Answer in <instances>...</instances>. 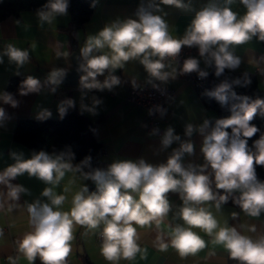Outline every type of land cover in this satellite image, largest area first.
Instances as JSON below:
<instances>
[{
    "label": "clouds",
    "instance_id": "9594fccd",
    "mask_svg": "<svg viewBox=\"0 0 264 264\" xmlns=\"http://www.w3.org/2000/svg\"><path fill=\"white\" fill-rule=\"evenodd\" d=\"M240 2L246 12L239 17L227 6L206 7L199 11L182 39H174L169 35L168 25L162 16L141 6L137 12L138 20L128 19L124 23L106 26L97 36L89 37L82 49L86 60L83 69L87 75L81 77V83L86 88L111 89L120 83L118 77L110 76L103 84L97 82L95 77L103 75L106 69L122 68L130 59L141 57V63L148 73L164 81L169 73L162 71L165 65L161 61L166 56H176L182 46H198L200 56H210L216 66V76H220L226 68L236 69L241 60L228 50L229 45H241L253 37L264 41V0ZM231 3L232 0H227V4ZM160 4L184 7L182 0H160ZM160 4H149L148 7H155L159 11ZM67 8L68 0H49L38 15L42 21L51 23L56 15L66 14ZM105 46L111 50V55H90L94 49ZM5 54L18 66H23L29 58L27 51L11 44ZM154 56L160 59H150ZM198 66V60L190 58L185 61L183 70L196 71ZM63 75L62 71H53L49 77L50 83L59 84V78ZM205 75V72H200V76ZM89 78H92L91 83L88 82ZM233 83L246 87L251 80L245 74L243 82L236 79ZM39 88V80L29 76L22 82L20 94L37 92ZM230 89V84L223 83L208 93L221 106L227 105L230 98L239 103H233L231 115L218 119L209 133L204 134L209 127L208 120L197 129L204 135L201 151L206 161L198 166L199 170L192 165L185 168L181 163L185 153L193 152V144L190 142L182 143L165 164L153 166L143 159L138 162L126 160L112 163L106 171L96 169L83 172V168L89 166L91 157H86L74 167V154L71 152L53 156L40 151L28 160L17 158L15 165L0 172V185L7 189L6 196L0 192V210L5 208L8 201H18L21 193L27 192L22 185L11 183L25 172L54 186L59 184L66 172H80L85 180L93 181L98 189L86 195L88 187L82 186L72 197L70 211H62L60 208L66 196L57 194L53 187H46L42 196L50 203L37 200L28 205L32 231L19 241L18 252L28 264H34L37 257L42 264H66V258L72 251L74 226L86 227L91 231L103 224L100 252L104 259L109 262L132 260L141 250L137 243V226L144 228L154 224L159 229L170 210L166 194L177 192L183 201L179 215L188 227L177 225L168 235L171 247L181 257L194 255L207 246L206 241L192 230L198 228L212 238L213 245L222 246L230 258L238 260L240 264H264V236L253 239L241 234L235 227L221 226L206 207L199 206L214 201L219 210L221 204L238 191L240 195L235 203L244 213L250 217H259L264 212V182L258 180L256 173V166H264V135L254 142L255 152L248 147V139L259 131L251 121L258 109L264 110V99L257 98L250 103L249 97H238ZM0 100L12 107L17 106V101L10 93L0 95ZM67 104L71 106L72 101H67ZM59 111L63 115L66 109L61 106ZM50 115V112L45 111L40 118ZM4 116V109L0 108V120ZM229 128L231 135L227 131ZM193 131L192 125H188L185 134L191 136ZM179 140L180 137L173 134V129L168 128L162 138V145L167 148ZM208 167L214 173L216 189L223 190V194L214 192L210 187L209 176L205 174ZM11 209L12 204H9L8 210ZM251 230L255 231L254 228ZM0 236H3L2 230ZM157 244L161 251L169 247L162 235L157 236ZM17 260L18 257L12 259L11 264H17Z\"/></svg>",
    "mask_w": 264,
    "mask_h": 264
},
{
    "label": "crops",
    "instance_id": "0c3cea01",
    "mask_svg": "<svg viewBox=\"0 0 264 264\" xmlns=\"http://www.w3.org/2000/svg\"><path fill=\"white\" fill-rule=\"evenodd\" d=\"M94 1L96 7L89 21L83 28L76 31L71 28L70 16L67 12L63 15H56L51 23L42 21L38 13L30 12L22 13L17 17H8L0 22V59L3 60L0 63V95L10 93L17 101V106L12 107L0 100V108L7 113V117L0 120V172L15 165L17 158L28 160L38 153L13 140L12 135L16 122L21 118L40 116L45 111L51 113L48 117L55 118L67 98L93 123L94 138L102 145V152L98 159L99 170L106 171L112 163L126 160L138 162L143 159L148 164L159 166L165 164L173 152L185 142L193 144V152L185 153L181 158V163L185 168L192 165L199 170L198 166L205 164L206 161L201 151L204 135L197 129L205 120L213 119L216 113L202 103L196 90L182 80L171 62L163 63L165 67L162 71L169 73L164 81L148 73L141 63L142 57L130 59L124 63L122 68L106 69L103 75H97L95 80L103 84L110 76L118 77L120 83L111 89L84 87L81 77L87 73L83 69L77 86L80 89L68 93L66 99H56V92L49 87L51 73L59 70L64 73L63 76L68 75L73 69L71 56L74 51L80 53L85 66L86 60L82 49L89 37L97 36L106 26L124 23L128 19L138 20L134 10L144 6L147 2L146 0ZM182 3L184 7L177 8L162 5L160 0H157L155 5L160 4V10L157 11L154 7L153 14L162 16L168 25L169 35L174 39L184 38L196 14L206 7L223 8L227 6L236 12L238 17L246 12L240 0H232L231 4H227V0H182ZM10 44L29 53L28 61L23 66H18L5 54ZM228 50L241 60L240 65L234 70L253 75L256 70H264V46L256 37L241 45H229ZM90 55H111V50L105 46L102 49H94ZM150 59L160 58L154 56ZM195 59L206 73L215 65L210 56H198ZM16 76L22 77V80L12 91L7 92L6 88L10 79ZM29 76L39 80V91L21 95V84ZM88 82L91 83L92 78H89ZM154 83H158L173 93L172 116L162 124L160 137L146 132L144 111L128 104L125 100L129 88ZM60 87L64 86L60 85ZM259 87L264 91V80H259ZM63 94L62 91L61 95ZM188 125H192L194 129L191 136L185 134ZM168 128H172L173 134L178 135L180 140L174 141L165 148L162 145V138ZM211 129L212 126L209 123L204 134L209 133ZM13 153L16 155L13 156ZM73 166H76L75 163ZM205 174L209 176L212 190L223 194V190L215 187L214 173L210 167L206 169ZM11 183L22 185L27 192L21 193L18 201H8L5 208L0 210V230L3 231V236H0V264H11V260L17 257V264H28L18 252L19 241L26 233L32 231L27 211L28 205L37 200L41 203H50L46 197L42 196V192L46 187H53L57 194L66 196L65 203L60 210L70 211L73 195L82 186L88 187L90 181L85 180L80 172H66L59 184L54 186L35 176H29L25 172L18 175ZM65 188L68 189L67 192L64 191ZM0 192L5 193L6 196L7 189L4 185H0ZM166 195L170 210L161 227L157 229L154 224L144 228L137 226V243L141 250L134 259H121L117 262L105 260L100 252L101 245L97 241L99 232L103 230V224L91 231L86 227L76 225L73 232L74 239L71 242L72 251L66 258V264H240L238 260L230 258L229 253L222 246L213 245L212 238L198 228L192 230L206 241L207 246L194 255L181 257L171 247L168 233L177 225L188 227L179 215L183 201L177 192H169ZM239 195L238 191L233 192L228 201L221 204L219 210L216 209L214 201L199 206L206 207L221 226L235 227L241 234L259 239L264 236V212H261L259 217L248 216L235 203ZM9 204H12L11 211L8 210ZM233 213L236 215L233 216ZM252 228L255 231H252ZM158 235H162L165 242L169 243L167 250L159 249ZM34 264H42L39 257Z\"/></svg>",
    "mask_w": 264,
    "mask_h": 264
},
{
    "label": "trees",
    "instance_id": "16d2710c",
    "mask_svg": "<svg viewBox=\"0 0 264 264\" xmlns=\"http://www.w3.org/2000/svg\"><path fill=\"white\" fill-rule=\"evenodd\" d=\"M49 0H0V22L8 17H17L22 13H38L44 9ZM94 5V6H93ZM96 7L94 0H68L67 13L70 16L71 28L76 31L84 27L89 21L91 14ZM46 10V9H45ZM264 46V41H260ZM216 66L213 65L207 74L205 85L198 89L197 95L202 103L216 113V116L209 121L212 127L218 119L227 118L231 115V106L233 103H239L238 100L229 99V103L221 106L215 97L208 93L215 91L221 84L228 83L231 85L230 91L235 92L238 97L247 96L251 103L257 98L264 99V91L259 87V79L253 74L242 73L234 69H225L220 76H216ZM247 74L251 83L246 86H240L233 83L234 80L243 79ZM22 80V77H12L7 85L6 91H12ZM66 99L64 108L65 113L59 114L55 118L46 117L41 119L40 116L33 118H21L14 127L13 140L25 148L40 152L45 151L51 155L60 153L74 154L73 163L79 165L86 157H91L89 166L83 168V172H90L98 169V159L102 152V145L93 135V123L78 108ZM252 124L258 127L259 131L248 139V147L255 152L254 142L261 135H264V110L258 109ZM231 135V129L229 128ZM257 178L264 182V166H256ZM88 193L97 192V186L89 180Z\"/></svg>",
    "mask_w": 264,
    "mask_h": 264
},
{
    "label": "built area",
    "instance_id": "2783aa9c",
    "mask_svg": "<svg viewBox=\"0 0 264 264\" xmlns=\"http://www.w3.org/2000/svg\"><path fill=\"white\" fill-rule=\"evenodd\" d=\"M146 1L147 2L143 7H145L149 11L154 12V7L149 8L148 6L149 4L155 6L157 0ZM139 8L140 7H137L134 10V14L136 17H138L137 12ZM198 56H200L198 46H182L180 52L176 56H166L161 62H171L175 66L176 72L182 78V80L187 82L194 88V90L197 91L205 85L208 79L207 74L203 77L200 76V72L204 71L199 66L198 70L192 72H185L183 70V66L187 59L196 58ZM254 76L257 77L259 80H264V70H256L254 72ZM59 84L49 85L52 90L55 89L56 99H66V95L68 93L72 92L73 90L80 89L78 87L62 88L60 87L61 84ZM62 91L64 93L63 95H61ZM172 94L173 93L171 91L163 88L158 83H154L148 86H138L129 88L126 93L125 100L128 104L139 107L144 111L146 132L148 134H154L156 137H160L162 134V124H164L168 120V118L172 116ZM6 117L7 113H5L4 118ZM102 231H100L97 236V241L100 245L103 242Z\"/></svg>",
    "mask_w": 264,
    "mask_h": 264
},
{
    "label": "water",
    "instance_id": "95a60500",
    "mask_svg": "<svg viewBox=\"0 0 264 264\" xmlns=\"http://www.w3.org/2000/svg\"><path fill=\"white\" fill-rule=\"evenodd\" d=\"M75 48V47H74ZM71 61L73 64L72 71L66 75L60 77V84L64 87H77L79 83L80 76L83 71V60L80 57V53L78 51H74L71 56Z\"/></svg>",
    "mask_w": 264,
    "mask_h": 264
}]
</instances>
